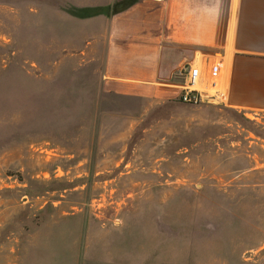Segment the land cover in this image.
Segmentation results:
<instances>
[{"label":"rangeland","instance_id":"rangeland-1","mask_svg":"<svg viewBox=\"0 0 264 264\" xmlns=\"http://www.w3.org/2000/svg\"><path fill=\"white\" fill-rule=\"evenodd\" d=\"M81 7L0 0V264H264V113L104 90Z\"/></svg>","mask_w":264,"mask_h":264},{"label":"crops","instance_id":"crops-1","mask_svg":"<svg viewBox=\"0 0 264 264\" xmlns=\"http://www.w3.org/2000/svg\"><path fill=\"white\" fill-rule=\"evenodd\" d=\"M68 1L102 23L87 42H103L104 90L151 101L179 97L181 71L196 64L200 87L213 79L220 104L264 113V0Z\"/></svg>","mask_w":264,"mask_h":264},{"label":"built area","instance_id":"built-area-1","mask_svg":"<svg viewBox=\"0 0 264 264\" xmlns=\"http://www.w3.org/2000/svg\"><path fill=\"white\" fill-rule=\"evenodd\" d=\"M209 70L216 68V63L211 62L208 66ZM183 74V81L180 84V94L179 100L183 103L188 104H204L208 102H216V103H223V94L222 92L212 91L209 92L208 88L215 84L214 80L211 79L208 81L207 85L200 87L202 73L201 67L196 64H188L184 71H181ZM210 77L206 80H209ZM211 85V86H210ZM211 90V89H210Z\"/></svg>","mask_w":264,"mask_h":264}]
</instances>
